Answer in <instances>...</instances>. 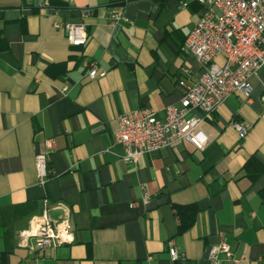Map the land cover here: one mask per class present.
I'll use <instances>...</instances> for the list:
<instances>
[{"label":"crops","instance_id":"crops-1","mask_svg":"<svg viewBox=\"0 0 264 264\" xmlns=\"http://www.w3.org/2000/svg\"><path fill=\"white\" fill-rule=\"evenodd\" d=\"M178 1L0 0V264H210L208 249L222 240L240 264H264V172L251 182L244 170L251 156L264 166V68L249 78V101L235 93L200 124L204 150L180 140L130 164L113 140L119 114L150 107L161 116L184 94L178 80L199 78L184 41L201 8ZM63 22L85 24L83 46L54 27ZM84 61L106 75L90 79ZM235 118L251 124L244 138ZM40 152L49 154L43 186ZM143 196L147 204L129 207ZM186 204L196 221L177 235L172 205ZM62 206L72 244L44 256L19 244L33 218Z\"/></svg>","mask_w":264,"mask_h":264},{"label":"built area","instance_id":"built-area-1","mask_svg":"<svg viewBox=\"0 0 264 264\" xmlns=\"http://www.w3.org/2000/svg\"><path fill=\"white\" fill-rule=\"evenodd\" d=\"M193 1L201 5V11L187 33L184 45L199 66V78L192 83L180 78L178 84L184 88V94L178 104L167 106L161 116L150 107L118 115L113 140L122 147L125 163L135 164L143 154L169 147L180 140L204 150L208 139L199 129L200 124L235 93L241 94L246 101L251 99L249 78L264 68V0ZM37 2L43 7L49 6L50 0ZM189 2L179 0L178 5L186 8ZM122 18V7L118 6L110 11L108 22L115 26ZM54 27L64 31L72 46H83L87 41V29L83 23L63 22ZM219 56L223 58L222 63L217 60ZM83 65L87 67L90 79L106 75L94 62L84 61ZM261 100L264 102V90ZM231 125L240 138L251 129L248 122L233 120ZM48 162L47 152L35 155L40 186L45 184L50 173ZM148 201L149 198L143 196L131 202L129 207L136 208ZM61 211L58 220L50 219L49 209L42 216L33 218L29 228L19 232V244L37 256H44L55 247L72 244L74 233L69 212L65 206ZM167 246L172 261L181 258L173 240H169ZM243 259V255L235 256L223 240L212 244L207 252L210 264H222L225 260L240 264Z\"/></svg>","mask_w":264,"mask_h":264},{"label":"trees","instance_id":"trees-1","mask_svg":"<svg viewBox=\"0 0 264 264\" xmlns=\"http://www.w3.org/2000/svg\"><path fill=\"white\" fill-rule=\"evenodd\" d=\"M200 8L201 5L197 4V10ZM233 120L240 121L236 118ZM244 170L251 182H254L264 172V166L251 156L244 164ZM172 210L176 219L177 235L183 234L194 225L198 214V209L194 204L172 205Z\"/></svg>","mask_w":264,"mask_h":264},{"label":"water","instance_id":"water-1","mask_svg":"<svg viewBox=\"0 0 264 264\" xmlns=\"http://www.w3.org/2000/svg\"><path fill=\"white\" fill-rule=\"evenodd\" d=\"M62 211L61 210H52L50 213V219L51 220H58L59 217L62 215Z\"/></svg>","mask_w":264,"mask_h":264}]
</instances>
